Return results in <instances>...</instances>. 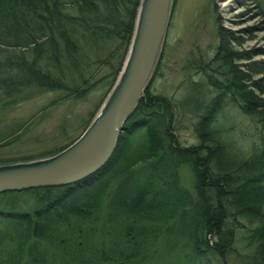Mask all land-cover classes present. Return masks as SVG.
<instances>
[{
  "label": "trees",
  "instance_id": "trees-1",
  "mask_svg": "<svg viewBox=\"0 0 264 264\" xmlns=\"http://www.w3.org/2000/svg\"><path fill=\"white\" fill-rule=\"evenodd\" d=\"M140 3L0 0V90L35 86L58 103L104 89L105 100ZM223 50L217 71L197 65L215 92L193 124L198 144H181L178 108L149 84L102 169L20 192L39 196L31 211L0 209V264H229L242 251L247 264H264V99ZM230 110L260 125L262 144L247 158L230 154ZM182 166L193 170L194 193L180 183Z\"/></svg>",
  "mask_w": 264,
  "mask_h": 264
},
{
  "label": "rangeland",
  "instance_id": "rangeland-1",
  "mask_svg": "<svg viewBox=\"0 0 264 264\" xmlns=\"http://www.w3.org/2000/svg\"><path fill=\"white\" fill-rule=\"evenodd\" d=\"M222 43L236 68L246 75L245 87L264 99V0H172L150 92L175 103L176 134L184 146L198 144L193 124L215 94L197 65L208 63L217 71ZM125 62L105 100L104 89L58 103H54L57 93L41 92L35 86L0 90V166L45 160L74 144L99 114ZM197 104L202 105L200 109L195 108ZM227 117V127L233 130L227 136L233 148L230 154L249 157L262 144L260 125L237 110L228 111ZM179 176L181 185L194 193L192 168L182 166ZM38 199L31 193L6 194L0 198V209L31 211ZM247 260L242 251L229 264H247Z\"/></svg>",
  "mask_w": 264,
  "mask_h": 264
},
{
  "label": "water",
  "instance_id": "water-1",
  "mask_svg": "<svg viewBox=\"0 0 264 264\" xmlns=\"http://www.w3.org/2000/svg\"><path fill=\"white\" fill-rule=\"evenodd\" d=\"M172 0H142L119 80L85 133L45 160L0 166V194L73 184L100 170L114 154L124 124L145 96L165 36Z\"/></svg>",
  "mask_w": 264,
  "mask_h": 264
}]
</instances>
